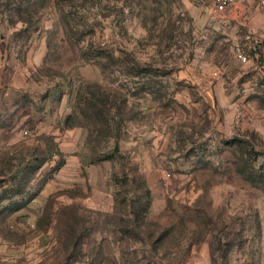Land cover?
<instances>
[{
	"label": "rangeland",
	"instance_id": "obj_1",
	"mask_svg": "<svg viewBox=\"0 0 264 264\" xmlns=\"http://www.w3.org/2000/svg\"><path fill=\"white\" fill-rule=\"evenodd\" d=\"M0 264H264L261 0H0Z\"/></svg>",
	"mask_w": 264,
	"mask_h": 264
},
{
	"label": "trees",
	"instance_id": "obj_2",
	"mask_svg": "<svg viewBox=\"0 0 264 264\" xmlns=\"http://www.w3.org/2000/svg\"><path fill=\"white\" fill-rule=\"evenodd\" d=\"M94 106L97 107L98 105L95 104ZM97 108H98V112L96 114H94V118H96V120L98 119L103 124L104 123L107 124L110 121V118H111L110 117V114H109L110 111H111V108L108 107V105L106 103L104 105L102 104L101 106H98ZM248 174H249V177H252L253 176V173L252 172H249ZM166 230H167V232H166ZM167 234L170 235L169 229H164V231L161 232L160 236L155 237L154 234H151L150 235V238L153 239V242L155 240H158V242H159L162 239H165L166 236H167Z\"/></svg>",
	"mask_w": 264,
	"mask_h": 264
},
{
	"label": "built area",
	"instance_id": "obj_3",
	"mask_svg": "<svg viewBox=\"0 0 264 264\" xmlns=\"http://www.w3.org/2000/svg\"><path fill=\"white\" fill-rule=\"evenodd\" d=\"M236 0H214V6L217 11H225L230 5H232ZM264 6V0H261ZM237 55L242 61H247L248 55L245 49L237 47Z\"/></svg>",
	"mask_w": 264,
	"mask_h": 264
}]
</instances>
